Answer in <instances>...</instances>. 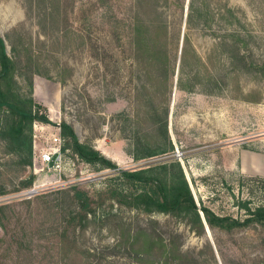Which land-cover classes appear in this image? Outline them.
Instances as JSON below:
<instances>
[{"label":"rangeland","instance_id":"374dc122","mask_svg":"<svg viewBox=\"0 0 264 264\" xmlns=\"http://www.w3.org/2000/svg\"><path fill=\"white\" fill-rule=\"evenodd\" d=\"M138 1L65 0V15L63 6L57 10V0L40 1V10L33 13L25 0H0V35L8 51L15 46L25 54L33 47L52 78H33V97L51 120L34 125L33 166L22 165L0 144V187L7 192L0 196V205L7 206L0 226V264H177L181 256L186 264H264L260 228L211 231L210 237L206 229L196 232L181 218L121 205L114 190L123 186L114 170L83 163L71 151L63 154L58 171L38 160L37 147L46 142L41 135L48 139L66 122L82 143L123 170L176 157L186 167L196 203L234 216H240L233 196L240 195L239 178H264V0H200L213 9L228 4L241 11L245 62L236 52L217 47L230 34L226 20L218 17L211 31L203 28L200 15L188 28L189 0H155L157 15L169 25L168 54L153 60L143 54L136 63L129 46L130 19L137 10L143 17L156 16L145 0ZM110 19L120 25L121 40L105 26ZM183 34L194 47L186 73L200 74L194 91L178 85L175 90ZM102 47L111 54L109 66L96 57ZM235 56L238 62H233ZM143 84L150 94L141 96ZM165 123L175 154L135 161L128 154L134 134L161 145ZM31 176L33 186L22 189ZM71 188L95 201L96 216H89L85 230L70 221ZM33 189L37 192L30 195ZM122 227L129 230L127 237L121 235ZM151 238L155 244L148 247Z\"/></svg>","mask_w":264,"mask_h":264},{"label":"trees","instance_id":"16d2710c","mask_svg":"<svg viewBox=\"0 0 264 264\" xmlns=\"http://www.w3.org/2000/svg\"><path fill=\"white\" fill-rule=\"evenodd\" d=\"M40 1L25 0L27 11L33 13L34 8L40 10ZM155 0H145V5L149 9L155 10ZM65 0H57V10L63 6V12L67 15L64 5ZM137 3H140L137 0ZM49 8H46V13ZM60 14V12L58 11ZM240 10L230 7L228 4L217 9L209 4H201L200 0H190L187 27L190 28L197 16L203 15V28L212 31V23L219 20H226L231 27L230 34L221 38L217 47L227 48L238 55H241L245 62L244 45L245 39L240 30L241 18ZM141 16L139 11L130 19L128 30L130 31L129 46L134 53L133 59L140 63L143 54L153 57L159 56L166 59L169 47V25L162 16ZM112 19L105 22V26L111 35L119 39L122 31L120 25L112 23ZM64 32V28L59 30ZM213 35H216L213 32ZM121 40V38H120ZM194 50L191 37L185 34L183 47L181 49V68L178 86L182 91H194L198 83L200 74L190 75L186 73L189 65V53ZM23 54L15 46H12L11 53L8 51L5 39L0 35V144L3 145L6 153L20 159V163L27 167L33 166V131L36 123L51 124V120L46 113V109L38 104L34 97V81L36 75L52 79L49 72H44L40 65V53L33 47H28ZM104 47L101 53L97 51L98 60L109 66L108 60L111 54ZM113 57V54H112ZM233 62H238L237 56ZM200 61L201 58L197 57ZM239 58V60H240ZM235 64V63H234ZM238 69L237 65H235ZM212 80L215 79L211 77ZM26 87V88H25ZM141 96L150 94V89L146 84L140 88ZM214 93V92H208ZM61 137L64 141L63 152L71 151L73 156L79 161L99 166L101 169L114 170L116 178L121 180V188L114 190L115 198L118 202L131 210L141 211L146 214H166L181 218L191 224L192 229L199 233H204L206 227L201 211L204 214L206 223L210 230L215 233L222 231L233 233L239 230H255L260 228L264 233V178L262 177H240L237 188L240 195L236 198L235 207L240 212V216L232 214H218L213 208L201 203L199 207L196 203L190 185L187 181L181 162L176 157H171L158 164L136 170H123L107 158L100 150L91 144L82 143L71 125L66 122L60 124ZM162 144L153 146L146 137L136 132L132 138V149L128 154L135 161L150 159L159 155L173 156L175 154L174 144L170 139L168 125L161 126ZM34 184V177L25 180L22 189H29ZM74 191L73 207L70 212L71 223H76L83 230L87 229L91 220L90 215L96 216L95 201L88 193L77 188ZM61 193L69 194L68 191L61 190ZM243 191L247 195L243 196ZM7 194L4 187H0V196ZM6 205H0V226L6 220ZM129 230L122 227L121 235L127 237ZM264 241V240H263ZM155 240L151 238L148 247H153ZM181 256L176 261L177 264H186ZM194 264V263H191Z\"/></svg>","mask_w":264,"mask_h":264},{"label":"built area","instance_id":"2783aa9c","mask_svg":"<svg viewBox=\"0 0 264 264\" xmlns=\"http://www.w3.org/2000/svg\"><path fill=\"white\" fill-rule=\"evenodd\" d=\"M56 129L58 132L49 136L48 139L44 138V136L41 135L40 138H42L46 142L45 143L42 142V145H40L39 147L36 146L37 149L39 150L38 160L46 167H48L50 170H54V171H58V169L61 168L62 158L64 154L63 152L64 141L61 137L60 125ZM52 162H54L53 166H51ZM36 192L37 190H35V193Z\"/></svg>","mask_w":264,"mask_h":264},{"label":"water","instance_id":"95a60500","mask_svg":"<svg viewBox=\"0 0 264 264\" xmlns=\"http://www.w3.org/2000/svg\"><path fill=\"white\" fill-rule=\"evenodd\" d=\"M189 4H190V0L188 1V5H187V11H186L185 21H186L187 18H188ZM183 40H184V34H183V37H182L181 49H182V47H183ZM181 54H182V51H180V55H181ZM180 62H181V56H180V59H179V64H178L177 74H179V66H180ZM177 85H178V75H177V77H176L175 90L177 89ZM180 162H181V161H180ZM53 164H54V162L51 163V166H53ZM181 164H182V167H183L184 173H185V175H186L187 181H188L189 185H191V181H190V178H189L188 173H187V171H186V167H185V165H184L182 162H181ZM190 187H191V186H190ZM34 193H35V190H34V189H33L32 191H30V195H32V194H34ZM197 205L200 207V204H199L198 202H197ZM201 215H202L203 221H204V223H205L206 231L208 232V234H209L210 237H211V236H212V235H211V230H210L208 224L206 223V220H205V217H204V214H203L202 211H201ZM211 239H212V238H211ZM212 243L214 244L213 240H212ZM214 248H215V246H214ZM216 253H218L217 250H216Z\"/></svg>","mask_w":264,"mask_h":264}]
</instances>
